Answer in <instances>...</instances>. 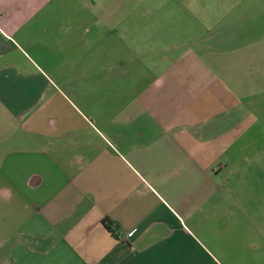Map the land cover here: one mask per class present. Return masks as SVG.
I'll use <instances>...</instances> for the list:
<instances>
[{"label": "crops", "instance_id": "obj_1", "mask_svg": "<svg viewBox=\"0 0 264 264\" xmlns=\"http://www.w3.org/2000/svg\"><path fill=\"white\" fill-rule=\"evenodd\" d=\"M187 1L198 22L264 16V0L248 15L244 0H168ZM81 3L0 0V264H264V210L250 206L264 150L230 191L218 159L231 136L202 126L226 103L222 81L188 52L113 55L131 44L114 29L156 21Z\"/></svg>", "mask_w": 264, "mask_h": 264}, {"label": "rangeland", "instance_id": "obj_2", "mask_svg": "<svg viewBox=\"0 0 264 264\" xmlns=\"http://www.w3.org/2000/svg\"><path fill=\"white\" fill-rule=\"evenodd\" d=\"M78 1L92 8L106 4L109 0ZM140 1L116 0V6L120 13L133 10L138 15L139 11L148 10L141 20H147L146 25L156 21V27L148 29L142 36H139L138 30L133 27L137 26L136 23L130 29L129 36L123 29H114V39H129L131 44L126 50L120 49L119 46L114 48L112 54L120 56L124 51H128L127 57H131L134 52H138L140 44H148L144 46L147 52L144 53L145 57L173 58L188 52L187 60H192L191 63L202 61L208 68L207 71L222 81V91L218 92H221L223 102L226 103L221 102V112L218 116L202 126L205 130L212 128L208 134L213 137L226 131L231 136L228 148L220 150L218 162L219 165L221 163V173L228 175L227 188L230 191L239 189V182L246 185L244 181L254 177L252 168H248V162H253L258 154L256 150H264V16L249 15L244 16L243 21H235L236 19L232 20L229 15H204L205 20L198 22L189 14L191 5L188 1L183 4L184 9L173 7L174 4H170L168 0ZM52 2L74 4L76 0ZM92 2L95 4L92 5ZM243 4L244 15L262 11L258 10L260 6L255 1L244 0ZM213 5L216 4L213 2ZM139 19L132 17L131 23ZM154 42L159 44L154 45ZM176 42V50L167 51V47ZM227 101L233 106L228 107ZM261 176L263 177L262 174ZM262 183L264 190V181ZM254 184V180L248 181V190H257ZM250 206L264 210V201L262 205L255 202L250 203Z\"/></svg>", "mask_w": 264, "mask_h": 264}, {"label": "trees", "instance_id": "obj_3", "mask_svg": "<svg viewBox=\"0 0 264 264\" xmlns=\"http://www.w3.org/2000/svg\"><path fill=\"white\" fill-rule=\"evenodd\" d=\"M103 226L111 233L113 234L115 237L117 236L116 235V232H115V226H114V222L111 221V220H108V219H104L103 222H102Z\"/></svg>", "mask_w": 264, "mask_h": 264}]
</instances>
